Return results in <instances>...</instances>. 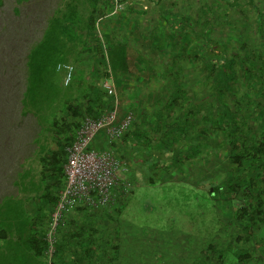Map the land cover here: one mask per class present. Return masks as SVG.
<instances>
[{
	"label": "trees",
	"instance_id": "1",
	"mask_svg": "<svg viewBox=\"0 0 264 264\" xmlns=\"http://www.w3.org/2000/svg\"><path fill=\"white\" fill-rule=\"evenodd\" d=\"M23 1L28 0H18ZM111 1H56L0 100L10 132L30 134L26 151L8 169L7 184L17 194L0 196V264H45L46 233L65 182L66 149L84 117L95 119L113 109L114 97L103 87L109 78L122 115L130 112L132 119L119 140L101 148L112 150L128 169L133 163L140 166L149 187L183 183L199 188L212 202L210 239L202 240L194 229L172 231L197 240L183 264H264V238L259 237L264 227V6L246 0L259 40L234 31L235 44L228 45L210 37L221 21L216 0H187L181 6L177 0V6L170 3L175 10L158 0L154 9L160 17L151 22L143 7L111 14ZM219 1L247 19L240 0ZM125 12L137 15H130L135 31L126 30ZM166 13L170 22L164 20ZM150 23L161 27L152 30ZM214 45L220 46L216 53ZM68 63L64 83L61 72ZM27 116L36 128L26 126ZM31 144L37 148V179L19 163ZM126 181L135 182L133 176ZM51 185L58 188L53 196ZM130 190L109 207L75 206L64 212L52 264H177V257L176 262L169 259V225L155 230L159 257L148 260L131 250L136 246L129 235L133 230L121 218ZM159 221L169 224L170 218ZM141 231L133 235L149 234Z\"/></svg>",
	"mask_w": 264,
	"mask_h": 264
},
{
	"label": "rangeland",
	"instance_id": "2",
	"mask_svg": "<svg viewBox=\"0 0 264 264\" xmlns=\"http://www.w3.org/2000/svg\"><path fill=\"white\" fill-rule=\"evenodd\" d=\"M56 1L58 0H28L20 3L18 2V0H3V6L0 7V100L3 98L6 90H8L9 88L8 83L17 77L21 58L22 60H24V55L28 50V47L40 38L42 29L44 27V25L40 26L41 21L44 16L46 17L47 15L51 14L52 8H54V4L56 3ZM157 1L158 0H123L121 2L120 0H113V2H110L108 7L113 5V11L111 12V14L115 13V11L118 10L119 15L121 14V12H123L124 9H126L127 6H134L135 8L143 7L146 11V16L149 15L148 19H150L151 22L153 21V18L155 19L158 16L160 17V12L158 11V9H154L158 8L157 6H159ZM173 1L176 2L177 6V0H165V4L169 6L171 10H175V8L170 4ZM186 1L187 0H179L178 4L181 6L182 3H185ZM218 1L219 0H216V3L220 7L218 20L221 21L216 24L211 32L210 37L212 40L228 43V45L234 43V31L236 33L246 34L245 39L250 38V40L253 41L259 40V38L255 34V26L253 21L254 16L252 15V11L246 0H240L241 5L243 6L242 10L247 16L246 20H243V17L238 12L233 11L234 9H226L225 5ZM254 1L258 5L259 9L263 8L264 0ZM198 5H200L199 2ZM44 6L46 8L48 7L45 10V15H43L44 12L41 11ZM194 6L196 7L197 5L194 4ZM195 7L192 9H195ZM226 10H228V13L226 12ZM189 11V14L193 13L192 10ZM225 13L227 14L224 17ZM124 15L128 18L126 19L128 23L124 24L127 28L126 30L135 31V29L138 27L136 26V24L134 23V19L130 15H134L133 17H136V19L137 15H127V12H125ZM142 15H144V13H141V16ZM164 17L165 21L170 22V17L167 16V13L164 14ZM116 18L118 22L122 23L120 16L119 18L116 16ZM113 20H115V18ZM140 25L141 27L143 26L142 23ZM157 26L161 27V24L157 23L155 28ZM235 26L237 27L234 28ZM147 27L152 30L155 29L154 27H151V23ZM152 39H154V36L152 37ZM164 46H166V44H164ZM218 47L220 46L214 45L211 51L213 50V52L216 53L218 51ZM70 66L71 63H68L62 69L63 71L61 72V82L65 83L68 81L69 72L71 70ZM116 112V120L118 121L124 115H122L123 112L121 108V100L119 98ZM25 121L27 123L26 126L30 124L36 128V126L34 125V121L31 120L29 116L25 117ZM8 128V123L3 120V102L1 101L0 194L2 192H4V194H1L0 196H4L5 194H17L16 187L7 184V180L10 178L8 169H10L16 163L18 157L26 151L25 144L30 138V134L27 130L20 129L12 130L10 132ZM103 142L105 145L106 142L104 140V136L102 134V131H100L92 139L89 147L92 149H99L103 146ZM36 149V145L31 144L29 151L25 153V156L23 155L24 157H21L19 163H21L23 169L30 168L31 174L37 179L36 176L38 175L40 166L35 152ZM117 175L122 180H127L129 176H133L135 181L134 184L130 186L131 190L129 192V202L124 210H122V222H124V224H128L133 232L137 231L136 233H138L139 230H143L141 232L146 234L149 233L147 236H142L139 234L133 235V232L129 233L132 239L131 242L135 240L136 246L135 248L131 249L134 251H138L134 252L135 254H141L142 252L144 256L147 255V257L145 258H147L148 260H151L152 255H155V257H159L161 249L157 246L158 243H161L159 241L160 234L155 230L157 228L167 227L168 225L171 229L172 236L169 237L171 239V243L167 244V246L170 248V253L171 251H173L171 255H169V259L173 258L174 261L178 259L177 264H183V262L189 261L187 254L193 252L194 243L192 240L196 239H192V237H190L185 240V234L184 239L181 234H177V232L172 233L173 230H176L178 228L179 231H182L184 233L188 230L192 231L194 229L195 233L201 235L202 240L210 239V236L208 234L211 233L214 228V220L212 217V202L206 199V195L202 190H200L199 188L195 189L194 186L186 185L183 183L180 185H177V183L167 185L166 183L160 186L157 185L149 187L144 182V170H141V167L136 165L135 163L132 164L130 169L121 164ZM180 176L182 175L180 174ZM208 183L209 181L206 180L205 184L208 185ZM44 184L47 183L45 182ZM7 185H9V188L6 190ZM57 189L58 188L55 185H51L50 195H55L57 193ZM148 206L152 207V211H149L147 213L145 210ZM47 208L48 205L41 213V217H43L44 221H46L48 216ZM160 218H170V223H162L159 221ZM188 222H190L189 225L186 224ZM42 225L44 227L45 224L42 223ZM153 230L155 232H153ZM136 242L140 243L137 245ZM128 244L129 241H127V245ZM164 256L168 257V253L164 254ZM161 257L163 256L161 255ZM180 257L184 258L180 260Z\"/></svg>",
	"mask_w": 264,
	"mask_h": 264
},
{
	"label": "built area",
	"instance_id": "3",
	"mask_svg": "<svg viewBox=\"0 0 264 264\" xmlns=\"http://www.w3.org/2000/svg\"><path fill=\"white\" fill-rule=\"evenodd\" d=\"M108 95L114 97L113 109L95 119L84 117L76 130L71 145L66 149L63 165L65 182L58 193L51 222L46 233L45 264H52L57 228L64 212L75 206L105 208L113 205L122 194L128 193L130 183L118 177L119 161L110 149L89 147L96 134L102 131L104 140L111 144L119 140L127 130L132 115L126 112L118 121L115 84L111 78L104 81ZM124 191V193H123Z\"/></svg>",
	"mask_w": 264,
	"mask_h": 264
},
{
	"label": "water",
	"instance_id": "4",
	"mask_svg": "<svg viewBox=\"0 0 264 264\" xmlns=\"http://www.w3.org/2000/svg\"><path fill=\"white\" fill-rule=\"evenodd\" d=\"M259 237L264 238V227H262L259 231Z\"/></svg>",
	"mask_w": 264,
	"mask_h": 264
},
{
	"label": "crops",
	"instance_id": "5",
	"mask_svg": "<svg viewBox=\"0 0 264 264\" xmlns=\"http://www.w3.org/2000/svg\"><path fill=\"white\" fill-rule=\"evenodd\" d=\"M103 146H104V142H103ZM102 149V148H99V150Z\"/></svg>",
	"mask_w": 264,
	"mask_h": 264
}]
</instances>
